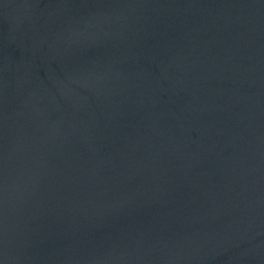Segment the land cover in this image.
<instances>
[{
  "label": "water",
  "instance_id": "obj_1",
  "mask_svg": "<svg viewBox=\"0 0 264 264\" xmlns=\"http://www.w3.org/2000/svg\"><path fill=\"white\" fill-rule=\"evenodd\" d=\"M0 264H264V0H0Z\"/></svg>",
  "mask_w": 264,
  "mask_h": 264
}]
</instances>
